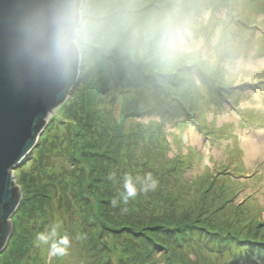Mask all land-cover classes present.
<instances>
[{
  "label": "rangeland",
  "instance_id": "374dc122",
  "mask_svg": "<svg viewBox=\"0 0 264 264\" xmlns=\"http://www.w3.org/2000/svg\"><path fill=\"white\" fill-rule=\"evenodd\" d=\"M85 2L86 0H83L82 8L86 12L85 19L90 21L93 17L90 10L92 12L97 10H93L90 5L93 0H89L88 4ZM230 2V0H166L160 3L154 12L152 9L148 11L147 8H142L144 11H140V7L144 4L141 0H115L111 1L110 5L107 4V9L116 10L114 31L118 30L121 21L127 17L126 13L129 14L130 19L136 17V20L145 16L144 24H147V32H137L133 25L139 23L131 22L132 20L125 25L121 24L123 32L124 27L127 29L125 34L129 37L128 40L133 39L136 45H130L129 50L126 48L121 50L120 58L122 55L126 58L130 57L132 62L127 61L129 67L136 66V63L150 65L151 68L141 65L146 67L145 69L152 70L149 72L155 73H153L155 82H151L148 94H153L160 103L153 105V97L151 100L148 94L146 96L145 87L142 88L141 85L131 90L126 89L122 93L114 84H109L108 89L105 90L108 96L103 104L101 103L103 110L110 114L109 117L108 114L98 110L100 104L97 102L90 103L91 106L80 105L81 94L74 100L76 94L73 92L51 115L31 153L15 168V178L17 181L20 178L22 182L20 185L24 189L23 196L27 193L26 179L23 180L24 173L32 171L33 174L35 171L34 174L37 175V171L40 174L45 171L51 174L53 182H56L52 174L53 168L58 170L55 174L56 178L60 179V184L63 177L66 182H74L71 189L73 191L76 187L77 193L81 188L77 185L76 178L74 180L75 172L68 174L73 169H70L71 166L66 159L70 156L75 160L80 157L81 152H76L66 143L63 145L62 138L57 135V129H61L67 137H70L71 129L72 134L75 133L76 138L79 139L85 134L81 121L86 120L105 124L112 132L116 131L117 142L121 146L118 153L123 151L124 156L127 155V159L120 161L116 166L119 175L117 183L119 177H124L126 170V174L131 175L137 185L143 183L145 174L151 173L161 184L156 189L164 192L159 195L160 198L167 193L169 200L174 202L173 208L170 209L173 219L179 214L184 221L195 224L188 225L192 227L185 232L187 237L180 239V242L174 240L172 253L158 243L162 242L161 237H158L160 241L155 242L156 237L147 241L142 233L133 232V235L125 233L132 239L138 238L139 235V238L145 241L141 245L135 244L133 240L127 241L123 251H119L117 255L109 253L111 256L109 264H178V261H182L180 264H196L195 261L205 264H231L233 260H235L234 264H264V258L260 257L262 255L259 251L258 254L254 251L250 257H246L247 239H239L240 235H236L228 237V241H220L215 238V233L208 231L210 229L201 224L210 220L213 215L230 217L233 221L244 219L239 217L244 215L248 216L247 222L250 223L254 222L256 217L264 219V41L262 40L264 9L257 14L250 12L251 20L247 19L248 15L246 16L250 24L247 30L240 29V23L234 29L229 23L233 18L231 12H237L241 7L238 3L231 5ZM121 3L127 8L122 9ZM229 26L231 29L226 32L224 28ZM152 30L154 37L147 35ZM231 33L234 36L231 37ZM245 33L249 37L246 48L241 47L240 50L231 52L233 48L242 44L240 36ZM95 63L97 65L98 62ZM88 68L89 64H85L81 56L78 78L82 71L85 70L86 74ZM114 68L108 64L109 71ZM129 72L132 73L130 70ZM112 80H116L115 77H112ZM105 83L101 81L99 85L103 87ZM228 86V92L231 93L229 96L226 98L215 96L218 87H225L226 94L225 90H228ZM199 90L202 91V95L197 97ZM97 93L95 92V95ZM93 110L95 117L91 119L89 113ZM99 113L103 116H99ZM76 116L77 121L74 119ZM104 118L109 120L104 121ZM120 125L122 129L118 130ZM94 130L96 131V128ZM80 140L84 144H94V141L83 137ZM92 147H88L86 151H90ZM145 155L146 161H144ZM138 162L140 163L136 164ZM135 166H139L138 172ZM78 172L76 171L75 174ZM62 175L64 176L61 177ZM223 176L228 179L225 180L227 183L223 186L224 191L228 197L232 196L226 205L220 204L219 201L213 202L219 207L204 205L200 211H196L194 207H187V203L191 201L194 204L201 203V197L204 200L203 191L209 183L215 180L218 187V179ZM57 184H54L56 186L53 195L54 205L51 206V211L48 210L51 216L47 220L40 218L41 225L44 224L40 228L41 231L54 223H61V234H67L71 240L67 257L62 264H105L102 256H105L106 251L101 249L95 254L94 247L89 241L91 236L86 235L84 238L83 235L81 236V227L91 226L83 225L85 220L87 222L88 213L85 212V216L81 215L82 221L76 223L75 219L78 218L72 213L73 208L79 209L77 201L72 200L69 190L64 192L58 188L59 183ZM221 193L223 192L219 188L215 190L214 187L210 190V195L220 196ZM62 195L68 198L71 207L68 204L69 207L61 205ZM208 199L211 201L212 198ZM139 203L142 204L141 201ZM147 205L143 207L146 208ZM131 206L134 207L135 204ZM27 210L28 208L25 207L22 210L23 214L19 211L20 215L25 217ZM130 211L137 210L134 207L133 211ZM35 212H33L34 219L42 214L41 209ZM148 213L150 212L144 214L146 217H143L144 219L141 218L142 214L134 213L135 218L123 222L130 226L145 227L154 223L153 219H157ZM20 215L16 219V224L19 225L17 227L19 237L26 235L28 238L30 236L28 231L31 229L32 241L27 242L19 238L20 245L17 250L20 254L19 258L14 261L10 256L6 261L13 264H55L58 258L49 257L47 246H38L35 241L36 233L40 232L38 227L40 223H36L38 229H32L26 218L23 227V223H20ZM166 229L171 232L165 235H172V238L176 230L173 231L169 227ZM193 232L197 234L196 238ZM212 237L223 244L221 246L217 244L215 252L207 249L210 242L214 243ZM10 239L11 236L8 244Z\"/></svg>",
  "mask_w": 264,
  "mask_h": 264
},
{
  "label": "trees",
  "instance_id": "16d2710c",
  "mask_svg": "<svg viewBox=\"0 0 264 264\" xmlns=\"http://www.w3.org/2000/svg\"><path fill=\"white\" fill-rule=\"evenodd\" d=\"M111 1H115V0H93L92 4H90L92 8H94L93 10H97V11L92 12L90 10V14L93 17H91L92 20L89 21L90 23L89 42L86 45L85 51L81 55L82 59L84 58L85 64H89V68L88 71H86L87 72L86 74H85V70L84 72L82 71L83 74L80 73V78H78L80 80L78 83L76 82L74 88L72 89V93L74 92V94H76L74 100H76V98L81 94L80 96L81 98L79 100L80 105L87 106L90 103L94 104L95 102H97V104H100L98 110H101L103 114H108L109 117H111L110 114L108 112H105L101 105L104 99L107 98L106 96H108V93L105 90L108 89L107 87L109 86V84L111 85L114 84L118 89H120V92L122 91V93H124L126 89L131 90V88L138 87L141 85L142 88L145 87L146 91L145 90L144 91H145V95L147 96L148 90L149 88H151L150 86L151 82L155 80L153 78L154 77L153 75L155 73L149 72L152 71L150 69H145L146 67L150 66L149 64L147 65L145 63L144 64L136 63V66L129 67L127 61L132 62L130 57L126 58V56L122 55V57L120 58L121 50L125 48L129 50L130 45L131 46L136 45L133 39L128 40L129 37H127V35L125 34L127 31L126 27H124L125 29L124 32L121 30L123 29L122 25L123 24L125 25V23H128L129 21L132 20L131 22L139 23V24L134 23L133 25V28L136 29L137 32L146 31L147 24H144L145 16H143L139 20L138 19L136 20V17L130 19V17L128 16L129 14L126 13L127 17L121 21L119 25L120 27L118 26V30L114 31L115 21H116L114 12H116V10L115 9L109 10V8L108 9L106 8L108 7L107 4L110 5ZM141 1H143L144 4L143 6L140 7L141 9L140 11H144L142 8H147L148 11L152 9V11L154 12L155 9H157V7L160 5V3H164L166 0H141ZM230 1H231L230 2L231 5L233 4L236 5L238 3V5L241 7V9L237 10V12L236 11L231 12V15L233 14V18L232 21H229V23L230 25L234 26V29L235 26H237V24L240 23V27L239 26L238 27L242 30L243 29L247 30V28L250 27V24H248L247 19L251 20L249 13L254 12L255 14H257L258 11L264 9V0H230ZM88 3L89 0H86L85 4ZM122 4L123 3H121L122 9L124 7L127 8L126 5H124L123 7ZM247 15L248 18L246 17ZM150 20L152 21V19ZM224 29L226 32H228L231 29V26ZM153 34L154 31L152 30L147 35L154 37ZM230 36L231 37L234 36L233 33H231ZM240 38H242V44L239 47L233 48L231 52H236L240 50L241 47L246 48L245 46L247 44V40L249 37L246 36L245 33L244 35H241ZM262 38H263L262 40L264 41L263 36ZM96 61L98 62L97 65L95 63ZM108 64L111 65L112 67L114 66L115 68L109 71L107 69ZM141 65H144L146 67ZM129 70L132 71V73L129 72ZM100 74L101 77H99ZM112 77H115L116 80H112ZM101 81L106 82L103 87L99 85L101 84ZM228 88L229 86L227 87V89ZM224 89L225 87H218L216 92L214 93L215 96L217 98H221V97L226 98L231 94L230 92H228L229 89L225 90L227 92L225 94ZM190 91H192V89ZM95 92H98L97 95H95ZM109 92L111 93L112 91ZM200 95H202V91L199 90L197 97ZM148 97L151 99L153 97V94H148ZM162 98L164 99V97ZM153 99L154 100L151 99L153 105H157L160 103L158 102L159 100L157 99V97L155 98L153 97ZM102 113L101 114L99 113V116H101ZM89 114L91 115V119L93 118V116L95 117L94 110L92 112L90 111ZM74 119L75 121H77L78 120L77 116ZM108 120L109 119L104 118V121H108ZM81 125L83 132H85V134L84 136H80L79 139L76 138L75 133L72 134L71 129H70V133L71 135H74V137H72L71 135L70 137H67L65 133L61 132V129H57L58 132L57 135L59 136L60 139L62 138L63 145L64 143L71 145V147H73V149L76 150V152H81L82 154V155L80 154V157H78L75 160L74 158H70V156L69 159H66V161L71 166L70 169H73L69 173L67 172L68 174L74 172L76 173V171L81 172V173L78 172V174L75 173L73 174V176H75L74 180L76 178L75 181H77V185H79L81 190L76 193L77 188L74 187L72 191L71 188L75 183L66 182L65 178L63 177L64 175L61 176L63 178H61V184H60V179L56 178V174H55V171L58 170H56L55 168H53L54 169L53 173L52 172L51 173L54 175V179L56 182H53V177L51 176V174L46 173L45 171L44 173L42 171V174H40L39 171H37L38 172L37 175L34 174L35 171H33V174L32 171L28 173H24L23 180L26 179V181L25 180L24 181L27 183V187H26L27 193L22 197L20 205L18 206L15 214L12 216V222L14 227H13V231L11 232V239L9 241V244L6 245V248L8 250L5 248L3 253L0 255V264H13L10 261H6L10 256L13 257L14 261H17V258H19L20 256V254L17 252L20 245L19 238L20 239L22 238L24 241L26 240L27 242L32 241L31 239L33 236L31 233V229H29L28 231L30 232V236L28 238H26V235H21L19 237V232L17 230V227H19V225L16 224L17 222L16 219L19 218L20 212L25 207L28 208V210L26 211L27 217L20 215L21 216L20 223H23L27 218V223L32 229L37 228L36 223H40V225H38L39 229L41 228V226L42 227L44 226V224L41 225L42 222H40V220L41 219L47 220L51 216L50 215L51 206L54 205L53 202L54 200L53 195L55 194L54 189H56V186L54 184L57 183H59V187H58L59 189L63 190L64 192L66 190H69L71 192L72 200L77 201L79 209L75 210V208H73L74 212L72 213L75 214L78 218V220L74 218L75 221H77L76 223H80L82 221L81 215H84L85 212L88 213L86 217H87V222H90V224L87 223L85 220L83 225L88 224L91 226L89 227L82 226L81 227L82 231H80L81 236L83 235V238L86 235L89 237L91 236V239L89 241L91 245L94 247L93 250L95 251L94 252L95 254L99 253L101 249L106 251L105 256H102L105 264H109V259L111 260L110 258L111 256L109 253L117 255L119 251H123L122 249L126 245V243H128L127 241L133 240V242L137 245L138 244L141 245L145 241L139 238L138 234H137L138 238L134 237L132 239L131 236H126L125 233H128V235L129 234L133 235V232L142 233L147 238V241L153 240L156 237L155 242L159 240V238L161 237L163 240L162 242H158V243H160L163 248H168L172 253L173 251L171 250V247L174 244V240L175 241L178 240L180 242V239H182L183 237L184 238L187 237L185 232L189 230V227H192L188 225L195 224V223L189 224L187 221H184L183 220L184 218H182V216L179 214L176 216V219L178 220L173 219L174 217H172V214L170 213V209L173 208L174 202L172 203L169 200L167 193H165V195L161 196L160 198L159 195L163 194L164 192L163 191L160 192L159 189L158 190L156 189L155 191H149L146 194L138 192L136 198L130 199L126 204L120 201L114 207L112 205V201L113 200L119 201L120 194L123 192L122 185L124 178V177L123 178L119 177V182L117 183V177L119 175L117 174L118 170H116V166L119 164L120 161H123L124 159L126 160L127 155L124 156L123 151L118 153V150L121 147L117 142L118 136L116 135V131L112 132V130H110V128H108L107 125L93 121L87 122L86 120H82ZM95 128L96 131L94 130ZM120 128L122 129V125H120L118 130ZM90 131L92 132V134ZM82 137L83 139L85 138L94 141V144L90 145L86 142L85 143L87 145L84 144L83 141L80 140ZM63 145L62 147H64ZM90 146H93L92 149L90 151L88 150L86 151V149ZM64 156H66V154H64ZM146 159L147 156L145 155L144 161H146ZM139 163L140 162L136 164ZM135 167H136L135 168L136 171L138 172L139 166H135ZM142 171L145 172V170ZM64 172L66 173V171ZM126 173L127 170L124 174ZM134 174L136 176V173ZM225 180L228 179L227 177L224 176L218 179V187H216L217 181L215 180L209 183V185L206 187V190L203 191L202 196L204 197V200L201 197V203L199 202L197 204H194L193 201H191L187 203V207H194L196 211H200L204 205H210V206L214 205L219 207L213 202L219 201L220 204L226 205V202H228L232 196L230 195L231 197H228L226 195V192L224 191L223 186H225V183H227L225 182ZM18 181L20 183L21 179L18 178ZM204 182L205 181H203V183ZM159 185L161 184L158 183V186ZM139 187L140 185H137L138 189ZM214 187L215 190L219 188L223 193H221L220 196L218 195L214 196L212 194L210 195V190H212ZM210 197L213 200L211 199L210 201L208 199ZM61 200H62L61 205H66V206L69 205L71 207V202L68 200V198L62 195ZM140 201L142 202V204L139 203ZM131 204H135L134 207L136 208L137 211L134 212L130 211V210L133 211L134 209V207L131 206ZM143 205H147V207L144 208ZM177 206L181 207V205H177ZM38 209H41L42 214L40 217H36L34 219L35 216L33 212L38 211ZM48 210L50 211L48 212ZM147 212H150L148 213V215H153L152 217L157 219H153L154 223L145 225V227L144 226L135 227L134 225L130 226V225H126V222H123L124 220L128 221L135 218L136 216H133L134 213L142 214L141 218H143L145 217L144 214H147ZM211 217L210 220L201 224L204 225L205 227H208L210 229L208 231L215 233L216 235L215 238H218V240L220 241H228V237H235L236 235H240L239 239H247L246 246L248 247H246V257H250V255L254 251H257L256 254H258L259 251L262 255L260 257L264 258L263 255L264 219H258L255 216L256 218L254 222L250 223L247 222L248 216H244V215L239 216L241 217V219L244 217V219L242 220L239 219L238 221H233L230 217L226 218L221 215H213ZM120 221H122L123 223ZM24 225L25 224L23 223V227ZM167 227L172 228L173 231L176 230L172 238H171L172 235H167V236L165 235L167 232H171L170 230L168 231L166 229ZM198 227L196 231L197 233L199 232ZM123 229H127V230H123ZM193 235L196 238L197 234L195 232H193ZM215 238L212 237V241L214 243L210 242L207 248L208 250L214 252L216 251L215 247L217 246V244H219L220 246L223 245L220 241L219 242L216 241ZM213 244H214V248H213ZM66 257L67 256L58 258L55 264H62V262L65 260ZM181 262L182 261H178L177 263L180 264ZM195 263L197 264L198 261L197 262L195 261ZM234 263L235 260H233L231 264ZM198 264H205V262L204 263L200 262Z\"/></svg>",
  "mask_w": 264,
  "mask_h": 264
},
{
  "label": "water",
  "instance_id": "95a60500",
  "mask_svg": "<svg viewBox=\"0 0 264 264\" xmlns=\"http://www.w3.org/2000/svg\"><path fill=\"white\" fill-rule=\"evenodd\" d=\"M56 0H0V253L13 231L24 189L15 168L31 153L49 118L71 95L81 55L67 72L35 62L25 51L21 24ZM83 5V0H79Z\"/></svg>",
  "mask_w": 264,
  "mask_h": 264
},
{
  "label": "clouds",
  "instance_id": "9594fccd",
  "mask_svg": "<svg viewBox=\"0 0 264 264\" xmlns=\"http://www.w3.org/2000/svg\"><path fill=\"white\" fill-rule=\"evenodd\" d=\"M85 16L79 0H56L47 10L28 13L21 24L26 53L41 65L54 71L67 72L89 42L90 23ZM122 186L119 201H112L114 207L120 201L126 204L136 198L138 192L146 194L155 191L158 181L147 173L138 189L131 175L125 174ZM60 229L61 223L57 222L36 233V243L47 246L49 257L60 258L68 254L71 240L67 234H61Z\"/></svg>",
  "mask_w": 264,
  "mask_h": 264
}]
</instances>
